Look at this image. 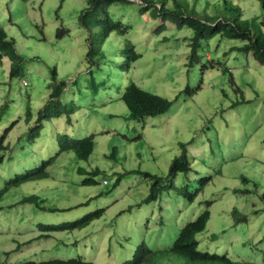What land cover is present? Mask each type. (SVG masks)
Instances as JSON below:
<instances>
[{
  "label": "rangeland",
  "instance_id": "374dc122",
  "mask_svg": "<svg viewBox=\"0 0 264 264\" xmlns=\"http://www.w3.org/2000/svg\"><path fill=\"white\" fill-rule=\"evenodd\" d=\"M188 1L201 12L208 8L211 15L221 16L224 0ZM229 1L242 9L244 19L262 26L264 0ZM0 7L10 15L6 31L20 53L28 60L40 58L26 65L23 80L10 79L8 60L0 68V109L8 107L0 121V139L18 122L5 141L14 151L0 166V191L12 176L24 172L22 168L55 158L58 134L95 138L89 160H79L74 153L57 156L45 189L35 192L47 201L44 211L21 204L34 194L28 187L11 189L0 202L1 264L77 256L95 264H123L133 258L141 228L152 247H170L179 230L207 209L212 214L208 231L198 238L203 251L226 255L239 264H264V66L239 51L241 42L221 36L202 41L199 61L194 63L193 31L143 15L139 7H123L129 13L119 8L115 16L130 30L127 35H112L106 47L107 73L92 75L89 35L80 23L88 0H0ZM63 30L70 33L60 38ZM125 40L141 56L131 71H123L120 60H115ZM53 69L58 81L68 85L59 103L69 111L46 122L42 138L30 146L27 132L48 103ZM93 76L98 84H108L98 96L90 82ZM131 81L173 102L170 112L132 120L127 106L110 89L113 82L122 88ZM28 105L33 112L30 124ZM181 143L188 144L201 175L193 173V181L206 177L212 181L194 203L173 193L145 204L152 182L137 172L168 176L171 164L182 155ZM115 152L118 159L111 157ZM79 169L100 170L98 185H82L85 178ZM91 197L97 198L81 206ZM207 202H212L211 208ZM98 209L106 210L104 216L81 231L45 238L38 229L40 223L76 221ZM235 210L247 215V221L238 222Z\"/></svg>",
  "mask_w": 264,
  "mask_h": 264
},
{
  "label": "trees",
  "instance_id": "16d2710c",
  "mask_svg": "<svg viewBox=\"0 0 264 264\" xmlns=\"http://www.w3.org/2000/svg\"><path fill=\"white\" fill-rule=\"evenodd\" d=\"M131 6L139 7L141 14H150L153 19L160 20L164 24L168 23L178 29L186 28L193 31L194 38L191 48L193 52L192 61L194 63L199 61L198 51L201 47V42L221 36L241 42L243 47L239 51L246 55H252L257 63L264 66V21L262 26H258L255 21L251 20L253 21L251 22L248 19H244L242 9L229 0L223 1L221 16L211 15L208 12V8L201 12L196 6L192 7L188 0H88V7L81 13L80 23L89 35L90 51L88 61L93 70L92 75L96 72L105 74L109 62V51L106 47L112 35L116 32L127 35L130 30L129 27L122 23L121 18L115 16L116 10L120 8V12L128 14L129 12L123 7ZM0 8L2 12L0 14V68L3 67L4 61L8 60L11 64L10 79L23 80L26 77V65L30 64V62L35 63L40 58L28 60L20 53L16 40L14 38L10 39L6 31L5 19L6 17L10 19V15L6 13L5 8ZM212 14H214V10ZM163 27L165 28V26ZM69 33L63 30L59 37L62 38V36ZM140 58L141 56L137 53L135 45L131 44L130 40L122 42L119 48V56H115V60H120V68L123 71H131L133 65ZM58 77L57 69H53L52 80L54 83L49 87L52 93L49 95L48 103L40 111L37 120L35 123L33 122V126L27 132V143L30 146H34L42 138L46 122L60 118L64 112L69 111V108L59 103L61 97L67 91L68 85L65 82H59ZM90 82L96 96H98L102 88L107 91L108 84L106 81H102L103 84L100 85L97 78L93 76ZM113 83L114 85L110 89L114 90V95L127 106L132 120L143 121L146 118H156L165 115L170 112L173 106V102L143 90L134 81L122 88L117 87V82ZM7 108V105L1 107L0 121L5 116ZM26 109V121L30 124L33 121L32 108L28 105ZM17 123H13L0 139V166L6 158L11 157L14 151L12 146L5 145V141ZM57 145L58 155L74 153L79 160H89L95 150V138L94 136L76 138L67 134H58ZM180 146L182 155L173 161L168 176L161 177L150 172H137V174L152 182L150 195L144 202L145 204L150 205L154 202L163 201L173 193L180 199L194 203L198 194L212 181L211 177H206L202 181H193L191 175L194 173L200 177V172L194 168L193 158L188 151V144L181 143ZM57 156L48 162H43L40 166L34 167L31 165L30 167L22 168L23 173L12 176L0 191V202L6 198L11 189L28 187V189L34 191V194L25 197L21 204H30L44 211V204L47 201L35 195V192L41 188L45 189L43 187L44 181L49 178V169L55 163ZM111 157L118 159L116 152ZM79 174L85 178L82 185L96 186L98 185L96 178L101 172L100 170L88 172L85 169H79ZM179 178L183 180L181 185L177 183ZM198 185H200V188H198ZM237 193L248 195L252 192L239 191ZM96 198H88V201L81 206H87ZM207 205L211 208L212 202H207ZM52 211L57 212L56 210ZM105 213V209H98L76 221H65L61 224L43 222L38 225V229L43 235L42 237L45 238L58 233L81 231L95 221L100 220ZM233 216L237 218L238 222L247 221L248 219L247 215L236 210L233 212ZM211 218V210H205L196 221L190 222L181 228L173 244L165 248H155L149 245L148 241L142 237L141 228L138 234L139 237L134 236V238H139L135 254L131 260L123 264H239L226 255L211 254L201 248V242L198 238L207 233ZM76 258L70 260L52 259L41 262L25 261L22 264H95L82 256H77Z\"/></svg>",
  "mask_w": 264,
  "mask_h": 264
},
{
  "label": "clouds",
  "instance_id": "9594fccd",
  "mask_svg": "<svg viewBox=\"0 0 264 264\" xmlns=\"http://www.w3.org/2000/svg\"><path fill=\"white\" fill-rule=\"evenodd\" d=\"M105 183H107V182H105Z\"/></svg>",
  "mask_w": 264,
  "mask_h": 264
},
{
  "label": "built area",
  "instance_id": "2783aa9c",
  "mask_svg": "<svg viewBox=\"0 0 264 264\" xmlns=\"http://www.w3.org/2000/svg\"><path fill=\"white\" fill-rule=\"evenodd\" d=\"M107 184V183H106Z\"/></svg>",
  "mask_w": 264,
  "mask_h": 264
}]
</instances>
